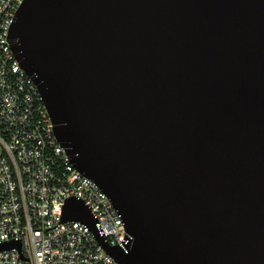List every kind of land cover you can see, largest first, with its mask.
Here are the masks:
<instances>
[{
	"label": "water",
	"instance_id": "1",
	"mask_svg": "<svg viewBox=\"0 0 264 264\" xmlns=\"http://www.w3.org/2000/svg\"><path fill=\"white\" fill-rule=\"evenodd\" d=\"M7 42L125 237L75 196L58 225L118 264H264V0H23Z\"/></svg>",
	"mask_w": 264,
	"mask_h": 264
},
{
	"label": "built area",
	"instance_id": "2",
	"mask_svg": "<svg viewBox=\"0 0 264 264\" xmlns=\"http://www.w3.org/2000/svg\"><path fill=\"white\" fill-rule=\"evenodd\" d=\"M22 2L0 0V264H118L83 224L58 225L63 202L75 196L96 216L110 246L125 237L110 200L61 148L36 84L7 42ZM6 244L18 247L1 249Z\"/></svg>",
	"mask_w": 264,
	"mask_h": 264
}]
</instances>
